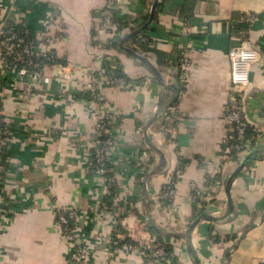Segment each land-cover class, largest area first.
<instances>
[{
  "label": "crops",
  "instance_id": "obj_1",
  "mask_svg": "<svg viewBox=\"0 0 264 264\" xmlns=\"http://www.w3.org/2000/svg\"><path fill=\"white\" fill-rule=\"evenodd\" d=\"M1 2V18L26 26L38 38V49L51 48L61 63H73L76 70L69 81L53 78L45 84L14 72L0 78V99L13 132L1 180L0 264H147L137 254L116 252L112 235L148 243L162 236L149 231L150 223L182 234L200 210L207 215L226 210V181L244 157L233 155L220 163L201 209L190 200L189 184L204 186L197 158L219 160L227 129L228 51L242 35L235 30L242 13L255 14L247 37L259 52L244 91V116L257 132L254 148H264V0H166L156 15L157 0H122L116 9L122 25L115 48H104L114 39L99 28L104 0ZM184 53L190 66L178 108L180 128L175 139H167L158 121L173 97L168 87L176 80ZM105 56L128 79L125 89H102L101 107L118 139L110 164L119 188L110 209L101 208L99 178L87 162L99 109L82 94ZM46 73L52 76L53 69ZM177 166L184 171L167 209L158 196ZM230 197L231 214L193 226L190 237L197 260L264 264V152L247 160L231 184ZM69 206L83 211L75 234L91 251L86 263L76 261L57 223L56 208ZM214 231L235 236L214 243ZM162 237L172 248L174 264H192L183 238Z\"/></svg>",
  "mask_w": 264,
  "mask_h": 264
},
{
  "label": "built area",
  "instance_id": "obj_2",
  "mask_svg": "<svg viewBox=\"0 0 264 264\" xmlns=\"http://www.w3.org/2000/svg\"><path fill=\"white\" fill-rule=\"evenodd\" d=\"M127 3H136L142 0H126ZM122 0H104L99 11V28L108 38L113 37V18L117 6ZM0 0V10L3 9ZM255 14L246 13L239 21L252 22ZM7 19L0 17V78L6 72H14L18 76L27 77L36 83H49L51 79L69 81L75 74L73 63L63 64L59 61L57 54L51 49H38V38L24 25L22 29H17L14 25L8 28ZM31 34V36H30ZM259 52L251 44L247 37V32H243L239 43L231 47L228 51L229 60V93L227 105L224 110V120L227 125L226 133L221 140L218 163L207 159L197 158L199 167L204 172V186L199 187L194 182L189 184L190 200L198 209L204 207L208 201L205 189L213 184L217 167L229 160L233 155L244 157L253 148L251 140L246 138V132L254 127L247 122L244 116V91L249 84V73L252 65L258 60ZM190 60L184 53L180 57L178 65V78L171 93L173 100L163 107L158 129L160 134L167 139H175L180 128L181 117L178 113L179 104L185 94L186 82L188 79V68ZM53 69V75H48L46 70ZM109 69V70H107ZM117 69L115 61L109 57H104L103 65L94 73L91 80L84 83V91L89 92V102L92 106L98 107L95 115L94 131L95 137L91 142V152L88 156V164L91 170L99 178L98 186L102 189V194L109 195L112 188H117L113 195L114 199L118 193L119 180L113 169L109 168L111 154L118 146V139L114 136L109 117L102 110L105 103V96L102 89L105 87H115L125 89L128 82L125 78L117 76L114 71ZM101 107V108H100ZM257 127V125H254ZM257 133V132H256ZM12 130L6 122L4 109L0 99V182L6 173L5 153L7 144L12 137ZM183 168L177 166L167 177V180L160 190L158 198L172 203L177 194V179L182 175ZM3 200V189L0 190V204ZM170 205L164 206L169 209ZM83 213L77 206L58 207L55 210L57 223L60 230L73 249V256L79 263H86L91 259V251L88 246L78 240L75 231L79 215ZM111 246L116 252L133 253L143 258L147 264H174L173 254L165 249L163 237L156 236L148 243H143L138 239H129L125 236L112 235Z\"/></svg>",
  "mask_w": 264,
  "mask_h": 264
},
{
  "label": "trees",
  "instance_id": "obj_3",
  "mask_svg": "<svg viewBox=\"0 0 264 264\" xmlns=\"http://www.w3.org/2000/svg\"><path fill=\"white\" fill-rule=\"evenodd\" d=\"M166 0H157V3H156V6H155V15L156 14H158L160 11H161V9H162V6H163V4H164V2H165ZM116 14L117 13H115V15H114V18H113V22H114V28H113V42H112V44H110L108 47L106 46V47H104V48H111V47H118V41H117V39H116V34H118L119 33V31H120V28H121V25H122V22H121V18L120 17H117L116 16ZM246 13H242V14H238V16L236 17V19H235V21L238 23L237 24V26H238V28H235V30L236 31H239L240 30V34H242L243 32H248V28H249V25H250V23L251 22H249V21H239L240 20V18L241 17H243L244 15H245ZM10 25H14L13 23H11V22H7L6 23V26H7V28L10 26ZM15 26H17L16 28L17 29H22V24H16ZM232 30H234V29H232ZM30 36H31V34H30ZM248 36V35H247ZM107 70H109V69H107ZM114 73L117 75V76H119V77H123V78H125L126 80H128L126 77H125V75L123 74V72L121 71V70H119L118 68L114 71ZM178 78V74H177V77H176V79ZM175 82H176V80H175ZM175 82H174V84H172V85H170L169 87H168V90H172V88H174V86H175ZM82 94H83V96L84 97H86L88 100L90 99V96H89V92L88 91H83L82 92ZM173 100V97L171 98V101ZM246 138L247 139H249V140H251V142H252V145H254L255 144V141H256V132L255 131H253L252 130V128H250L249 127V129L247 130V132H246ZM107 166L109 167V168H111L112 167V165L111 164H107ZM2 189V182H0V190ZM111 192L112 193H110L109 195H104L103 196V198H102V203H101V208H103V209H110L109 207H112L113 206V203H114V197H113V195L117 192V188H112V190H111ZM159 202H160V204L164 207V206H166V205H170V203H168V201H166V200H164V199H159ZM203 211V209L202 210H200V213ZM147 228L149 229V231L151 232V233H157L155 230H154V228L151 226V224H148V226H147ZM235 235H224V236H222V234L221 233H219L218 231H214L213 233H212V235H211V239H212V241L214 242V243H216V242H219L220 241V239L221 238H223L224 237V239H227V240H229V239H232L233 237H234ZM159 237H162V236H160L159 235ZM163 239H164V237H163ZM165 249L167 250V251H171L172 250V248H171V246L170 245H165Z\"/></svg>",
  "mask_w": 264,
  "mask_h": 264
},
{
  "label": "water",
  "instance_id": "obj_4",
  "mask_svg": "<svg viewBox=\"0 0 264 264\" xmlns=\"http://www.w3.org/2000/svg\"><path fill=\"white\" fill-rule=\"evenodd\" d=\"M153 10H154V5L152 6V10L151 13L149 15V19H151L152 15H153ZM155 71V70H154ZM155 74H157V72L155 71ZM264 152V148L262 149H255L253 148L246 156H244V158L241 160V162L239 163V165L235 168V170L230 174V176L228 177L227 181H226V186H225V192H226V210L222 213V214H218V215H207L206 213H200L198 215V217H196V219L189 225V227L187 228V230L185 231V233H168L162 230H159L155 227V225L153 223H150L151 226L157 231L159 232L162 236L165 237H170V236H174V237H181L185 240L186 243V252L187 255L189 257V259L191 260L192 264H201L195 254H194V249L193 246L191 244V237H190V233L191 230L193 228L194 225H196V223L200 220H206V221H220L223 220L225 217H227L229 214H231L232 212V202H231V197H230V187L232 182L234 181L235 177L237 176V174L240 172V170L242 169V167L245 165V163L247 162V160L255 155H258L260 153Z\"/></svg>",
  "mask_w": 264,
  "mask_h": 264
}]
</instances>
